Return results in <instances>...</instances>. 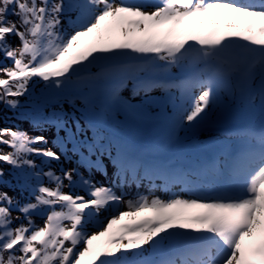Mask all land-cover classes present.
<instances>
[{
    "label": "snow or ice",
    "instance_id": "snow-or-ice-1",
    "mask_svg": "<svg viewBox=\"0 0 264 264\" xmlns=\"http://www.w3.org/2000/svg\"><path fill=\"white\" fill-rule=\"evenodd\" d=\"M0 264H264V0H0Z\"/></svg>",
    "mask_w": 264,
    "mask_h": 264
},
{
    "label": "rangeland",
    "instance_id": "rangeland-1",
    "mask_svg": "<svg viewBox=\"0 0 264 264\" xmlns=\"http://www.w3.org/2000/svg\"><path fill=\"white\" fill-rule=\"evenodd\" d=\"M126 210V209H125ZM137 219H141V216L140 217H138Z\"/></svg>",
    "mask_w": 264,
    "mask_h": 264
}]
</instances>
